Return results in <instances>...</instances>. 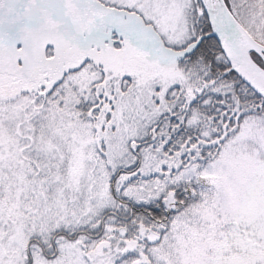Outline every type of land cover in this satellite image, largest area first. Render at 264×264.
Masks as SVG:
<instances>
[{
    "label": "snow or ice",
    "instance_id": "snow-or-ice-1",
    "mask_svg": "<svg viewBox=\"0 0 264 264\" xmlns=\"http://www.w3.org/2000/svg\"><path fill=\"white\" fill-rule=\"evenodd\" d=\"M0 264H264V0H0Z\"/></svg>",
    "mask_w": 264,
    "mask_h": 264
}]
</instances>
